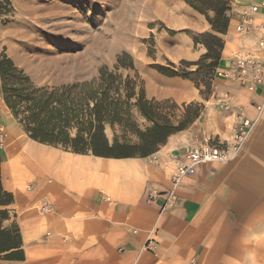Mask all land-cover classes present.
<instances>
[{
	"label": "crops",
	"instance_id": "obj_1",
	"mask_svg": "<svg viewBox=\"0 0 264 264\" xmlns=\"http://www.w3.org/2000/svg\"><path fill=\"white\" fill-rule=\"evenodd\" d=\"M255 21L264 24V5ZM154 78L146 84L149 98L201 99L190 80ZM215 83L190 129L169 135L147 156L120 158L31 138L0 94L1 179L14 195L5 224L19 225L25 263L264 264V85L250 90L220 77ZM224 97L232 110L218 106ZM237 106L257 119L243 149L230 161L199 165L166 205L176 158H185L193 134L230 140ZM106 132L113 142L112 128ZM43 201L54 210L42 213Z\"/></svg>",
	"mask_w": 264,
	"mask_h": 264
},
{
	"label": "rangeland",
	"instance_id": "obj_2",
	"mask_svg": "<svg viewBox=\"0 0 264 264\" xmlns=\"http://www.w3.org/2000/svg\"><path fill=\"white\" fill-rule=\"evenodd\" d=\"M193 1L198 6L188 0H12V13L0 19V51L38 86L91 80L103 67L114 69L119 57L133 60L145 87L156 74L167 76L161 68L180 73L168 77L190 80L201 99L178 103L154 97L160 102L155 111L162 123H184L180 131H186L215 90L217 68L257 42V34L245 36L235 28L236 13L251 0ZM216 8L217 24L229 22L225 33L213 28ZM132 120L141 130L153 125L135 108ZM116 128L121 137L123 128ZM128 139L138 138L129 132Z\"/></svg>",
	"mask_w": 264,
	"mask_h": 264
},
{
	"label": "trees",
	"instance_id": "obj_3",
	"mask_svg": "<svg viewBox=\"0 0 264 264\" xmlns=\"http://www.w3.org/2000/svg\"><path fill=\"white\" fill-rule=\"evenodd\" d=\"M188 1L198 6L195 1ZM13 9L12 0H0V19L11 14ZM214 10L213 28L225 33L229 22L226 19L223 24H217L220 11ZM122 59L119 57L112 70L101 68L98 76L91 80L38 86L2 50L0 94L29 136L39 142L105 157L147 156L157 151L169 135L182 130L185 124L174 127L160 121L155 111L160 102L147 97L145 82L133 60L124 63ZM120 68L126 73H120ZM161 72L167 76L180 75L165 67ZM183 75L189 77L186 73ZM134 108L153 125L144 130L137 128L132 120ZM200 110L194 113L193 121L200 116ZM117 125L124 130L121 137L117 134ZM108 126L114 132L113 142L107 136ZM129 132L138 138L136 142L129 141ZM13 201V193L5 191L2 185L0 157V260L2 264H26L19 225L17 222L5 224L12 217L9 206Z\"/></svg>",
	"mask_w": 264,
	"mask_h": 264
},
{
	"label": "built area",
	"instance_id": "obj_4",
	"mask_svg": "<svg viewBox=\"0 0 264 264\" xmlns=\"http://www.w3.org/2000/svg\"><path fill=\"white\" fill-rule=\"evenodd\" d=\"M264 5V0L254 2L248 9L238 10L236 13V29L244 34H257L256 46L253 49L239 50L228 60L227 63L217 68L216 77L226 80L237 81L250 90H254L260 85H264V24L255 21L257 14ZM217 88V84L214 85ZM223 110H232L230 101L227 98H220L218 102ZM235 114L238 113V126L234 129V134L228 141L202 138L204 133L196 134L193 142L186 146L184 159L177 158V169L172 179V189L168 193L166 205H172L177 199L176 190L181 185L183 178L191 176L197 172L201 164L217 161H230L236 157L244 142L247 141L252 121L248 118L243 106H237ZM42 213H50L54 207L48 201H43L37 207ZM152 241L147 245L153 247Z\"/></svg>",
	"mask_w": 264,
	"mask_h": 264
},
{
	"label": "bare ground",
	"instance_id": "obj_5",
	"mask_svg": "<svg viewBox=\"0 0 264 264\" xmlns=\"http://www.w3.org/2000/svg\"><path fill=\"white\" fill-rule=\"evenodd\" d=\"M244 9H248V11L250 12L251 11V8H250V5L249 6H246V7H244ZM258 14V13H257ZM257 14H255V20H256V15ZM234 19H235V17H234ZM236 21V20H235ZM236 28V27H235ZM236 31L239 33V34H242V35H245V36H247L248 34H244V33H241V32H239L237 29H236ZM255 46H256V44L253 46V47H250V48H245V49H253V48H255ZM245 49H243V50H245ZM242 50V49H241ZM228 81H231V80H228ZM216 84V83H215ZM217 88H215V90H216ZM215 90L213 91V93L215 92ZM218 102H219V99H217V104H218ZM218 106H219V104H218ZM220 107V106H219ZM245 109V108H244ZM223 110V109H222ZM228 111H230V110H228ZM245 111H246V109H245ZM262 111V110H261ZM232 114L234 115V117H235V124H236V126H235V128L238 126V124H239V122H238V119H237V117H238V113H237V116H236V114H235V110H233L232 111ZM247 114V113H246ZM248 116V115H247ZM248 118H250V117H248ZM250 120L252 121V129H251V131H250V134H251V132H252V130L254 129V127L256 126V124H257V119H251L250 118ZM234 132L235 131H233V134H234ZM196 134H200V133H196ZM250 134H249V136H250ZM196 136H199V135H195L194 137L196 138ZM233 136V135H232ZM202 138H204L203 137V135L201 136ZM249 138V137H248ZM215 140H218V139H215ZM248 140V139H247ZM247 142V141H246ZM246 142H244V144H243V146H242V148H241V150L243 149V147L245 146V144H246ZM240 150V151H241ZM239 151V152H240ZM237 156V155H236ZM217 162H227V161H217ZM211 163V162H210ZM176 169H177V158H176ZM176 172V171H175ZM194 175V174H193Z\"/></svg>",
	"mask_w": 264,
	"mask_h": 264
}]
</instances>
